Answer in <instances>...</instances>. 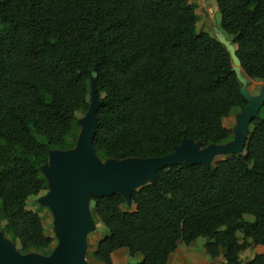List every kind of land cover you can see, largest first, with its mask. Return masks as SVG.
Instances as JSON below:
<instances>
[{"label":"trees","instance_id":"1","mask_svg":"<svg viewBox=\"0 0 264 264\" xmlns=\"http://www.w3.org/2000/svg\"><path fill=\"white\" fill-rule=\"evenodd\" d=\"M191 0H0V141L45 164L76 146L77 114L91 81L101 102L93 148L101 162L161 157L184 138L225 145V119L247 107L231 49L197 26ZM220 32L236 45L241 76L264 82V0H215ZM216 22V21H215ZM248 123L244 155L167 167L123 198L91 197L105 230L90 257L112 264L125 249L137 264H167L177 248L204 240L220 264H264V104ZM261 107V108H262ZM47 182L25 158L0 164V233L21 254L47 256L55 241L28 200ZM238 235L243 238L241 244Z\"/></svg>","mask_w":264,"mask_h":264},{"label":"water","instance_id":"2","mask_svg":"<svg viewBox=\"0 0 264 264\" xmlns=\"http://www.w3.org/2000/svg\"><path fill=\"white\" fill-rule=\"evenodd\" d=\"M233 70L241 84L240 95L248 105L237 114L233 140L225 145L210 144L184 138L173 153L152 158H129L101 162L93 148L97 124L96 112L101 105L94 81H91L89 107L80 126L76 146L68 151L48 152V160L41 171L48 181L49 193L39 200L53 214V233L56 246L43 256L37 253L21 254L0 233V264H88L87 235L93 230L89 210L91 197H104L118 193L127 206H131V193L146 183H153L155 173L170 166L203 164L209 167L214 156L244 155V142L248 123L258 117L264 104V82L258 96L247 90V79L241 76L240 62L231 52Z\"/></svg>","mask_w":264,"mask_h":264},{"label":"rangeland","instance_id":"3","mask_svg":"<svg viewBox=\"0 0 264 264\" xmlns=\"http://www.w3.org/2000/svg\"><path fill=\"white\" fill-rule=\"evenodd\" d=\"M190 2L195 5V9H196V13H197V26H198V28L201 29L202 31H211L212 33L215 34L216 37H218L220 40H222L224 43H226V45H228V47L231 49V52L232 51L234 52L236 49V45L233 44L232 38L224 36L218 28L217 22L219 20V14L216 12L217 8H216L215 0H191ZM205 5H207V6H205ZM208 5H211L209 7L210 9H208ZM262 85H263V82L250 81V82H248L247 90L251 96H258L260 91H261ZM85 114H86L85 111H80L77 114V118L78 119L83 118L85 116ZM262 114H263V107L260 108V110L258 111V116H261ZM223 125H224V127L228 128V129L234 130L236 128V117H235V115L225 119L223 122ZM12 157L25 158V159L29 160L30 163L32 165H34L36 167V169L38 170L39 176L41 178H43L44 180H46L44 174L41 171V167L44 164H38V163L34 162L33 159L30 158V156H28L25 153H23L22 151H20V149L8 148V147H6V145L2 141H0V164L5 163L8 158H12ZM223 158H224L223 156H214L212 158L211 164H213V163H215V162H217ZM46 182H47L48 190L41 192L37 197L30 198L28 200V206L26 209L36 212L41 217L43 227L45 230V234L47 236L55 239L54 233H53V214L51 213V211L47 207L40 205V203H39V200L41 198L45 197L49 193L48 181L46 180ZM121 204H122L121 207L124 211H127V212L135 211V206H127L125 201L122 202ZM94 227L95 228H93V230L88 233L87 238H86L87 252L85 255V259H86V262L88 264H91L93 262L89 253L93 249L94 243L101 240L103 238L104 233H105V230H103L101 227H99L97 225H94ZM4 238H6V237L4 236ZM6 239H8L11 242V240L9 238H6ZM238 240L241 244L243 243V238L241 235H238ZM197 241H201V240H197ZM195 245L198 246V244H195ZM55 246H56V239L52 244V249ZM262 249L263 248L251 247L250 249H248L247 251H245L241 255V260L252 258L255 254H259V252ZM202 250L204 252V249H202ZM137 260L139 261V258H137Z\"/></svg>","mask_w":264,"mask_h":264},{"label":"crops","instance_id":"4","mask_svg":"<svg viewBox=\"0 0 264 264\" xmlns=\"http://www.w3.org/2000/svg\"><path fill=\"white\" fill-rule=\"evenodd\" d=\"M210 6L211 5H208V9H210L209 8ZM198 240L201 241H195L188 247L180 246L179 248H177L176 251L170 255L167 264H220L223 262L222 256L218 257L217 259H212L206 253H204L202 250L204 245V240L202 239H198ZM98 242L94 243L93 249L91 251H93L96 248ZM195 244H198V246ZM255 248L264 249V247L262 246H255ZM263 249L259 253H263L264 252ZM137 258L139 257H130L127 250L120 249L114 252L112 258L113 259L112 264H137L138 263ZM91 264H100V263L93 261Z\"/></svg>","mask_w":264,"mask_h":264}]
</instances>
